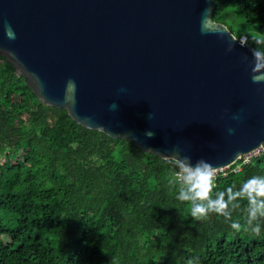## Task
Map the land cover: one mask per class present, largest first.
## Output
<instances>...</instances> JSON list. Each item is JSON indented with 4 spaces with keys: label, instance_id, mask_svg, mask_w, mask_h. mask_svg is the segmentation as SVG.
Masks as SVG:
<instances>
[{
    "label": "trees",
    "instance_id": "obj_1",
    "mask_svg": "<svg viewBox=\"0 0 264 264\" xmlns=\"http://www.w3.org/2000/svg\"><path fill=\"white\" fill-rule=\"evenodd\" d=\"M212 2L215 22L264 47V0ZM168 160L45 105L0 57V264H264V220L251 232L244 201L192 219ZM252 175L264 151L213 193Z\"/></svg>",
    "mask_w": 264,
    "mask_h": 264
},
{
    "label": "water",
    "instance_id": "obj_2",
    "mask_svg": "<svg viewBox=\"0 0 264 264\" xmlns=\"http://www.w3.org/2000/svg\"><path fill=\"white\" fill-rule=\"evenodd\" d=\"M206 8L213 16L212 0H0V57L85 128L227 168L264 146V83L243 60L252 46L226 52L237 38L224 24L211 17L223 38L201 34Z\"/></svg>",
    "mask_w": 264,
    "mask_h": 264
},
{
    "label": "clouds",
    "instance_id": "obj_3",
    "mask_svg": "<svg viewBox=\"0 0 264 264\" xmlns=\"http://www.w3.org/2000/svg\"><path fill=\"white\" fill-rule=\"evenodd\" d=\"M211 13V8H206L201 13L200 32L202 35L215 33L223 38L228 32L226 30L221 32L211 24ZM5 34L10 39L15 38V33L7 22L5 23ZM237 43L242 48L248 46L244 34H241L239 39H234L229 34L226 52H232ZM249 49L252 55L251 61L247 56H244L243 60L250 67V79L255 84L264 83V47L260 46V42H256V45ZM67 84L68 87L75 88V81L69 80ZM108 107L110 111L115 112L118 105L111 103ZM239 118L238 113L232 116L233 120H239ZM234 131V128L227 129L229 135H232ZM154 134L151 130L145 133L149 138ZM169 157L168 163L174 170L173 178L169 183L175 185V199L190 205L189 211L192 219L200 221L211 213L229 219L231 217L229 206L235 208L241 201H244L247 205L245 223L248 229L257 234L261 231L260 221L264 220V175L248 177L236 190L228 187L224 191L213 193L216 170L212 164L203 158L193 162L190 156H182L179 151H175V154ZM230 227L239 230L241 225L239 222H232Z\"/></svg>",
    "mask_w": 264,
    "mask_h": 264
},
{
    "label": "built area",
    "instance_id": "obj_4",
    "mask_svg": "<svg viewBox=\"0 0 264 264\" xmlns=\"http://www.w3.org/2000/svg\"><path fill=\"white\" fill-rule=\"evenodd\" d=\"M264 151V146L261 147L260 149H258L257 151L253 152V153H250L248 155H244L242 156L239 160L240 162L238 163V161L230 166V167H227V168H222V169H217L216 170V178L219 176V175H227V173L229 171H232V172H239L242 170L243 166L244 165H247L251 162V160L254 158V157H257L260 155L261 152Z\"/></svg>",
    "mask_w": 264,
    "mask_h": 264
}]
</instances>
